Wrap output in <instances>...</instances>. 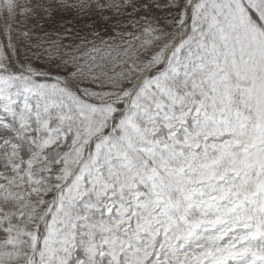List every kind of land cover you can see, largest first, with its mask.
<instances>
[{
    "label": "snow or ice",
    "instance_id": "snow-or-ice-1",
    "mask_svg": "<svg viewBox=\"0 0 264 264\" xmlns=\"http://www.w3.org/2000/svg\"><path fill=\"white\" fill-rule=\"evenodd\" d=\"M0 264H264V0H0Z\"/></svg>",
    "mask_w": 264,
    "mask_h": 264
}]
</instances>
